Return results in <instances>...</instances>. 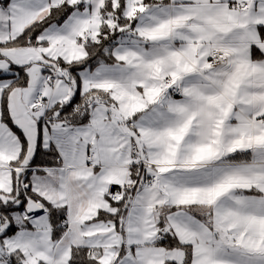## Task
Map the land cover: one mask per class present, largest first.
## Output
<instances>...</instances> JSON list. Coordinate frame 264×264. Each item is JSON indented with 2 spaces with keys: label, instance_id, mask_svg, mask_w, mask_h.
<instances>
[{
  "label": "snow or ice",
  "instance_id": "6c2138e0",
  "mask_svg": "<svg viewBox=\"0 0 264 264\" xmlns=\"http://www.w3.org/2000/svg\"><path fill=\"white\" fill-rule=\"evenodd\" d=\"M0 264H264V0H0Z\"/></svg>",
  "mask_w": 264,
  "mask_h": 264
}]
</instances>
